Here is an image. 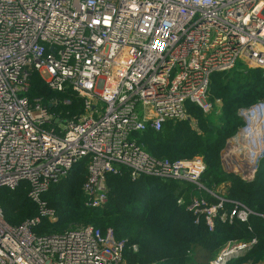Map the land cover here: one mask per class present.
I'll return each instance as SVG.
<instances>
[{
	"label": "built area",
	"instance_id": "2783aa9c",
	"mask_svg": "<svg viewBox=\"0 0 264 264\" xmlns=\"http://www.w3.org/2000/svg\"><path fill=\"white\" fill-rule=\"evenodd\" d=\"M237 64L264 74V0H0V188L26 183L37 207L17 226L0 207V264H126L123 243L109 227L34 231L43 218L56 217L43 194L84 157L88 208L106 202V176L120 167L132 178H171L204 188L200 155L159 159L134 134L186 119L187 101L208 112L211 74ZM30 71L52 90L81 97L83 112L61 121L41 98L29 99ZM237 113L243 124L221 160L251 181L264 157V100ZM229 146L234 152L227 155ZM208 192L215 204L195 199L188 209L204 214L210 230L217 216L247 222L254 214L239 201H231L229 214L220 212L228 200ZM254 243L227 241L210 264H227Z\"/></svg>",
	"mask_w": 264,
	"mask_h": 264
},
{
	"label": "trees",
	"instance_id": "16d2710c",
	"mask_svg": "<svg viewBox=\"0 0 264 264\" xmlns=\"http://www.w3.org/2000/svg\"><path fill=\"white\" fill-rule=\"evenodd\" d=\"M230 72L239 76L231 78ZM28 83L27 97L41 98L55 118L71 120L83 112L81 97L71 90H52L38 72H29ZM208 93L211 101L222 99L219 126L209 120L201 107L187 101L186 119L167 120L158 131L147 129L134 134L143 149L159 159L177 161L200 155L205 168L199 183L204 188L171 178L149 175L132 178L128 169L120 167L118 173L106 176V202L100 207L88 208L84 205L82 190L87 176L84 157L58 182L49 185L42 197L55 210L56 217L54 220L43 218L34 231L42 234L62 232L69 226L92 225L101 230L109 227L114 238L123 243L126 264H210L230 240L255 239V243L227 264H240L264 254V157L259 160L251 181L225 171L221 160L227 140L243 124L238 109L264 100V74L259 68L237 64L231 70L212 73ZM208 190L228 200L220 212L229 214L231 201H239L254 214L247 222L217 216L210 230L204 214L188 209L195 199L215 204L217 199ZM27 191L24 182L15 189L0 188V207L5 220L13 226L37 214Z\"/></svg>",
	"mask_w": 264,
	"mask_h": 264
},
{
	"label": "rangeland",
	"instance_id": "374dc122",
	"mask_svg": "<svg viewBox=\"0 0 264 264\" xmlns=\"http://www.w3.org/2000/svg\"><path fill=\"white\" fill-rule=\"evenodd\" d=\"M233 73L234 72H230V74L232 75L231 78H237L239 76V74H233ZM225 78H229V76H227ZM231 81H232V79H229V82H231ZM211 82H213V81H211ZM233 87H234V85H231V88H233ZM207 99L212 104V108L207 112L208 118L215 125L219 126L221 124L220 116L222 113V104H223L222 99L221 98H215L213 101H211L209 99V93L207 95ZM192 122H193V120H192ZM60 124L63 125L62 122H60ZM224 148H225V146H224ZM227 164L230 167H228ZM227 164H225V163L223 164L225 167L223 169L236 173L235 170L233 168H231V164L230 163H227ZM236 174H238V173H236ZM240 264H264V254L260 253L258 255L252 256V257L248 258L247 260L241 262Z\"/></svg>",
	"mask_w": 264,
	"mask_h": 264
},
{
	"label": "bare ground",
	"instance_id": "6f19581e",
	"mask_svg": "<svg viewBox=\"0 0 264 264\" xmlns=\"http://www.w3.org/2000/svg\"><path fill=\"white\" fill-rule=\"evenodd\" d=\"M232 152H234V149L232 146H229V148L227 149V155L231 154Z\"/></svg>",
	"mask_w": 264,
	"mask_h": 264
},
{
	"label": "water",
	"instance_id": "95a60500",
	"mask_svg": "<svg viewBox=\"0 0 264 264\" xmlns=\"http://www.w3.org/2000/svg\"><path fill=\"white\" fill-rule=\"evenodd\" d=\"M226 146H227V144L225 145V147H226ZM224 149H225V148H224ZM224 149H223V150H224ZM223 150H222V151H223ZM222 166H223V163H222ZM223 168H224V166H223Z\"/></svg>",
	"mask_w": 264,
	"mask_h": 264
}]
</instances>
